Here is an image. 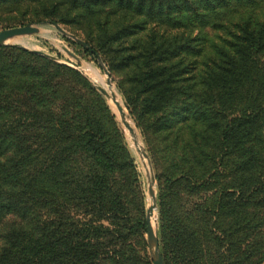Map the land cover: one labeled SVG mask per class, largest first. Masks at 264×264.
<instances>
[{
	"label": "trees",
	"instance_id": "16d2710c",
	"mask_svg": "<svg viewBox=\"0 0 264 264\" xmlns=\"http://www.w3.org/2000/svg\"><path fill=\"white\" fill-rule=\"evenodd\" d=\"M31 1L45 21L97 28L81 38L92 50L65 39L130 72L128 105L167 138L178 126L182 155L214 162L232 143L246 176L204 210L208 263L264 264V0ZM63 77L92 90L76 70L0 45V264H153L132 239L147 220L116 179L129 159L78 94L62 93ZM251 207L257 223L245 229ZM178 223L159 232L164 261L198 264L201 233Z\"/></svg>",
	"mask_w": 264,
	"mask_h": 264
},
{
	"label": "rangeland",
	"instance_id": "374dc122",
	"mask_svg": "<svg viewBox=\"0 0 264 264\" xmlns=\"http://www.w3.org/2000/svg\"><path fill=\"white\" fill-rule=\"evenodd\" d=\"M43 15L41 5L34 3V1L0 0V31L28 24L34 26L32 32L15 36L3 45L50 54L57 58L52 60L66 68L78 71L89 82L92 86L90 92L87 89H80L79 85L73 82L70 77H63L60 89L63 94H68L66 90L78 94L79 100L84 102L102 123L110 143L119 146L128 157L131 165L117 173L116 179L118 182L121 179L125 181L124 193L131 215L133 217H147L148 206L154 202L150 194L152 187L156 195L155 220L158 236L164 225H171L173 228L178 227V219L182 223H190L201 233L198 238L201 239L203 252L196 259V262L209 264L208 261L214 255L216 247L206 237L207 227L205 219H203L204 210L205 208L212 209L211 207L219 194L231 193L234 191L232 187H235L239 182L241 183L246 176L243 171L235 168L239 158L230 152L232 143L231 146L226 143L228 150L218 152L221 154L215 157L214 162H207V157L182 155L179 149L180 139H177L174 133L178 126L171 128L172 130L168 127L169 136L167 138L160 130L156 131L144 125L148 115L142 114L140 106L134 108L132 104L128 105L125 91L131 90L129 83L131 73L126 70L122 71L121 66L115 70L110 69L108 63L104 62L100 56L105 66L103 67L98 58L94 59L79 47L71 45L65 37L72 38L59 31L54 23L41 19ZM58 24L69 34L75 35L71 31L76 32L79 36H75L80 39H87V35L98 32L96 27L89 26L85 22ZM88 41L94 44L91 37ZM105 68L109 74L105 72ZM100 87L106 88L116 97L126 114V119L134 128V134L123 123L113 99L103 95L99 90ZM60 105L66 106L62 102ZM168 125L170 126V123ZM170 131H172V135ZM140 149L146 151L148 158L144 157ZM185 171H188L189 174L196 173L197 181L190 179ZM256 207L242 208V211H246L241 221V226L245 225V229L250 223H257L255 215L258 212L253 210ZM230 219L231 216L224 215L223 223L225 224ZM258 230L257 241H264V226ZM132 239L136 247L142 249L141 253L152 261L147 233L133 236Z\"/></svg>",
	"mask_w": 264,
	"mask_h": 264
},
{
	"label": "water",
	"instance_id": "95a60500",
	"mask_svg": "<svg viewBox=\"0 0 264 264\" xmlns=\"http://www.w3.org/2000/svg\"><path fill=\"white\" fill-rule=\"evenodd\" d=\"M54 25L59 29V31H61L63 34L68 35L69 37H71L73 40H75L77 43H79L80 45H82L83 47H85L86 49H91V47L82 39L76 37L73 34H69L66 32V30L60 26L58 23H54ZM34 30V26L28 24V25H24V26H19V27H13V28H7L4 30L0 31V45L4 44L7 40L18 36V35H22V34H26V33H30ZM41 55H44L46 57H49L51 59L56 60L57 58L44 53L42 51H35ZM99 62L101 63V65L103 67L104 63L102 61V58L98 55L97 56ZM105 72L107 74H109L108 70L105 68ZM110 83V81H109ZM100 92L105 95L107 98H112L113 101L115 102L117 109L122 117L123 123L125 124V126L130 130V132L132 134H134V128L130 125V123L128 122V120L126 119V114L124 113L122 107L120 106V104L117 102V99L114 95H112L106 88L104 87H100L99 88ZM141 153L144 155V157L148 158V155L146 153V151L144 149H140ZM150 194L154 200V202L152 204H150L148 206V210H147V236H148V244H149V251H150V255H151V259L153 261V264H165L164 260H163V256L160 250V242H159V236H158V231H157V225H156V220H155V208H156V203H155V191L154 189L151 187L150 188Z\"/></svg>",
	"mask_w": 264,
	"mask_h": 264
},
{
	"label": "bare ground",
	"instance_id": "6f19581e",
	"mask_svg": "<svg viewBox=\"0 0 264 264\" xmlns=\"http://www.w3.org/2000/svg\"><path fill=\"white\" fill-rule=\"evenodd\" d=\"M98 79V78H97Z\"/></svg>",
	"mask_w": 264,
	"mask_h": 264
}]
</instances>
